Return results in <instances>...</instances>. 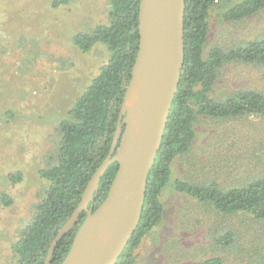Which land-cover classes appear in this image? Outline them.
<instances>
[{
    "label": "rangeland",
    "instance_id": "374dc122",
    "mask_svg": "<svg viewBox=\"0 0 264 264\" xmlns=\"http://www.w3.org/2000/svg\"><path fill=\"white\" fill-rule=\"evenodd\" d=\"M242 0H218L207 17L205 51L264 37V12L239 22L224 21L222 6ZM0 0V264H13L11 244L30 220L36 192L45 183L38 170L48 154L60 119L108 57L99 43L82 52L71 35L106 20L108 0ZM240 88L264 92V65L230 62L219 71L211 96L223 99ZM190 149L171 163V179L197 184L238 186L264 177V120L258 116L210 118L195 123ZM21 172L18 182L9 174ZM164 217L134 250L135 264H199L221 256L224 264H246L257 244L247 236L264 234V219L245 212L224 214L184 192L165 188ZM237 240L228 247L224 234ZM241 236V237H240ZM264 250V241L261 243Z\"/></svg>",
    "mask_w": 264,
    "mask_h": 264
},
{
    "label": "trees",
    "instance_id": "16d2710c",
    "mask_svg": "<svg viewBox=\"0 0 264 264\" xmlns=\"http://www.w3.org/2000/svg\"><path fill=\"white\" fill-rule=\"evenodd\" d=\"M68 0H52L57 6ZM106 20L71 35V43L87 52L99 43L108 51L84 90L74 98L67 117L60 119L49 162L38 170L45 182L36 192L30 220L13 241V264H44L52 239L80 200L89 177L109 151L115 131L124 90L130 77L138 47L137 14L139 0H108ZM218 0H184L183 65L179 84L172 101L161 144L146 178V191L138 225L114 264H135L134 250L142 238L159 227L164 217L162 193L166 188L184 192L198 205L206 203L224 214L245 212L255 219H264V177L247 183L222 187L217 182L197 184L171 179V163L186 153L195 137V123L201 116L233 118L258 116L264 120V92L255 88H240L223 99L211 96L220 69L230 62L264 65V37L233 47L217 45L205 51L209 11ZM224 21L239 22L264 12V0H242L220 5ZM119 134L118 143L120 141ZM117 143V144H118ZM117 163H111L102 175L94 194L96 207L105 197ZM21 178V172L8 175L11 183ZM0 204L10 206L13 200L5 192ZM93 207V208H94ZM83 212L77 223L57 242L51 264H60L67 254ZM241 237V236H240ZM230 248L237 240L224 234ZM247 247L257 244L255 254L264 253V234L255 231L247 236ZM235 246V245H234ZM246 264H264L252 256ZM199 264H224L221 256H213Z\"/></svg>",
    "mask_w": 264,
    "mask_h": 264
},
{
    "label": "water",
    "instance_id": "95a60500",
    "mask_svg": "<svg viewBox=\"0 0 264 264\" xmlns=\"http://www.w3.org/2000/svg\"><path fill=\"white\" fill-rule=\"evenodd\" d=\"M183 15L184 0H139L138 47L109 151L52 239L44 264H51L57 242L83 212L85 216L60 264H114L134 233L141 216L146 178L180 80ZM113 162L117 168L106 195L94 207L100 179Z\"/></svg>",
    "mask_w": 264,
    "mask_h": 264
}]
</instances>
